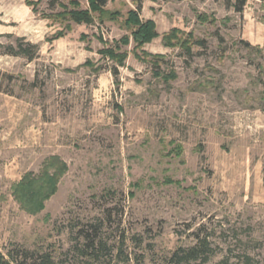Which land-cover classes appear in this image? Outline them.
Segmentation results:
<instances>
[{"label": "rangeland", "instance_id": "1", "mask_svg": "<svg viewBox=\"0 0 264 264\" xmlns=\"http://www.w3.org/2000/svg\"><path fill=\"white\" fill-rule=\"evenodd\" d=\"M32 1L0 0V250L174 264L201 233L191 264H264V0Z\"/></svg>", "mask_w": 264, "mask_h": 264}, {"label": "trees", "instance_id": "2", "mask_svg": "<svg viewBox=\"0 0 264 264\" xmlns=\"http://www.w3.org/2000/svg\"><path fill=\"white\" fill-rule=\"evenodd\" d=\"M82 1H86L87 7L82 5ZM110 0H68V4L62 3L61 0H51L52 7H56L59 4L63 11L56 13V16L62 17L68 21H74L76 23L93 24L96 21V13L102 16L107 12L105 9ZM246 0H238L237 10L241 11ZM29 4H34L32 0H27ZM141 2L138 3L137 10H131L129 12V23L136 26L133 35L134 40L139 46L144 45L146 42H150L154 37L158 35L156 31V24L153 20L142 21L139 17L138 11L141 9ZM111 13V14H117ZM178 30H173L171 34L166 36L168 43H171V39L176 37ZM127 42V40H125ZM202 43V42H199ZM30 60H32L37 54V46L31 45L29 48H24ZM110 57L118 59L120 63L126 58L125 53H116L113 49H107L105 51ZM187 52L191 53V47L187 48ZM117 74V69L114 71ZM197 242L188 247H180L174 251L170 257V262L174 264H191L193 261H207L214 250L211 246L209 236L198 233L196 235ZM54 264L52 254L49 253H35L26 248L15 247L8 250L5 254L0 250V264ZM223 264H229L228 260H224Z\"/></svg>", "mask_w": 264, "mask_h": 264}]
</instances>
